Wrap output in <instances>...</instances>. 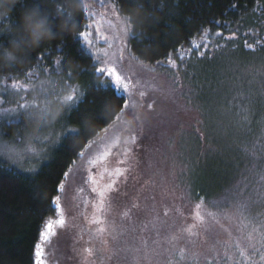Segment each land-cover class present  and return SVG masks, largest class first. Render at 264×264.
<instances>
[{
    "label": "rangeland",
    "instance_id": "1",
    "mask_svg": "<svg viewBox=\"0 0 264 264\" xmlns=\"http://www.w3.org/2000/svg\"><path fill=\"white\" fill-rule=\"evenodd\" d=\"M88 16L92 35L86 48L90 53L99 49L105 60H117L123 55L125 64L131 63V80L140 81L134 89L138 106L97 138L72 170L60 202L65 223L45 245V264H167L169 255L185 258L174 264H206L216 256L203 239L191 247L192 237L172 238L178 228L190 223L185 216L190 214V207L182 209L179 205L196 189V156L198 167H251L264 158V48L242 56L232 51L212 71L204 73L203 81L212 79L208 85L210 94L200 100L196 113L185 101L181 88L183 83L190 88L188 82L196 80V67L186 66L180 74L171 70L155 74L147 71L128 57V25L124 18L112 9L98 15L89 10ZM102 37H107L112 47ZM254 38L249 45L258 44ZM37 77L0 82V95L5 94L3 89L15 95L12 83L22 86L20 95H26L23 86L35 84L43 88L41 99L46 96L50 101L44 125L25 121L12 130L10 137L0 132V138L10 143L17 134L23 140L22 145L13 144L18 156L15 165L12 158H4V164L28 176L32 174L27 169L38 170L58 146L49 144L39 164L29 162L33 154L40 153L39 143L49 135L48 124L65 114L61 105L64 96H54V78ZM68 94L76 92L70 89ZM140 103L145 107L140 108ZM147 104H153V108L149 110ZM133 115L139 119L134 120ZM105 151L110 154L103 163H89ZM212 159L222 163L216 165ZM116 169L123 174L110 175ZM89 174L94 183L87 181ZM111 180L116 184L106 193L104 207L98 210L95 206L100 203L99 197L92 188L99 192Z\"/></svg>",
    "mask_w": 264,
    "mask_h": 264
},
{
    "label": "trees",
    "instance_id": "2",
    "mask_svg": "<svg viewBox=\"0 0 264 264\" xmlns=\"http://www.w3.org/2000/svg\"><path fill=\"white\" fill-rule=\"evenodd\" d=\"M5 2L6 0H0V4ZM37 4L42 9L53 13L52 18L56 17V7L50 0H20L16 3L13 15L18 16L26 8ZM83 4H91L92 7L83 14L80 8H75L74 14L78 17L75 23L80 30L85 28L88 30L89 10H93L96 15L107 9L113 10V0H104V7L100 6L98 0H81V6ZM115 13L125 19L128 31L134 36L133 39H127L128 57L133 62L143 67L145 65L155 67L156 61L167 63L170 54L175 55L178 49L185 50V59L179 70L161 67L152 73L171 70L180 74L186 66L196 67V80L193 78L192 83L188 82L190 88L185 83L181 85L185 91V96L183 95L185 101H189V106H192L196 113H199L200 100L205 98V94H210L208 85L211 84L212 79L210 82L203 81L201 77L204 73L212 71L216 63L219 64L232 51L242 56L264 48V0H124L123 10ZM217 32L223 35L217 36ZM253 36H255L253 42L258 44L251 46L253 50H249L246 42L249 44ZM225 37L234 38L226 40ZM14 39L19 40V35H16ZM77 39L78 35H74L72 29L58 31L55 39L42 42L34 49L27 50L9 66V61L4 58L3 52L9 48L12 41L6 32L0 35V45H3L0 48V82L32 79L35 76H38L37 78L53 77L57 88L54 94L56 98L65 96L70 89H79L78 92L75 91L76 95L83 92L89 101L80 106V112L85 113L86 110H90L99 116V119L88 125L87 130L73 119L71 126L80 128L82 136L72 143H65L62 148L56 146L49 159L37 170L39 173L43 169L42 175L38 174L35 177L24 175L5 164L3 168H0V264H29L41 216L53 220L63 218L44 211L49 203L50 188L43 187L48 176L55 177L62 169H65L70 160L75 159L76 163L72 165V172L82 160V157L77 158L74 153L81 151L86 153L97 141L100 133L105 135L113 127L112 118L106 115L101 107L104 101L110 98L98 95L94 97L88 94L97 83L95 78L91 77L92 69L90 68L96 60L93 56L91 60L88 58L91 53L83 41H81V47L86 51V55L81 56L77 52L75 47ZM61 44L64 45L63 57L57 47ZM197 45L200 47L195 48L194 46ZM189 50H191L190 55ZM42 52L48 55V59L36 64L35 56ZM26 55L32 56L33 60L20 62ZM62 58L65 60V65L61 72L57 71L56 62ZM177 63L179 64L180 61L177 60ZM44 67H48L49 71L44 72ZM28 69L32 70L31 77L26 74L15 75L26 73ZM82 69H88V71L80 74ZM68 72L72 73L71 80L67 79ZM9 76L12 77L11 80L8 79ZM93 100L95 103H91ZM13 127L7 126L3 129L5 137L12 135V130L16 128ZM212 162H217L216 165L222 163L213 159ZM250 169L251 167H198L196 156V189H193L191 198L183 199L179 205L182 209L190 207V214L188 212L185 215L190 223L188 226L183 227V225L178 228L177 232L172 234V238L175 239L178 235L186 239L192 237L194 241L191 247H194L195 241L198 244L200 239H203L210 251L215 252L217 258L227 254L241 259L242 264H252L251 259L245 262L238 255V251H244L245 256H248L249 249L245 247L244 242L251 230V225H248L243 216L236 211L235 205L246 203L247 198L232 191L237 186H241V190L245 191L242 186L249 181L264 184V175L252 173ZM13 171L14 176L8 175ZM33 178L35 183L31 182ZM182 190L186 193V190ZM197 193L206 199L203 201L197 199ZM226 196L233 198L234 205L223 210L228 218L223 215L216 218L210 217L208 202L223 200ZM198 203L199 209L196 208ZM179 212L181 211L177 213ZM223 222L226 226L222 225ZM58 228L59 225L54 224L55 234ZM236 244L241 245L239 250L235 248ZM229 248L231 252L228 251ZM183 259L185 258L182 256L169 255L166 257V263L169 264L171 261L174 264ZM228 264H233V261L229 260ZM255 264H262L259 256L255 257Z\"/></svg>",
    "mask_w": 264,
    "mask_h": 264
},
{
    "label": "snow or ice",
    "instance_id": "3",
    "mask_svg": "<svg viewBox=\"0 0 264 264\" xmlns=\"http://www.w3.org/2000/svg\"><path fill=\"white\" fill-rule=\"evenodd\" d=\"M20 2V0H16V3ZM56 7L57 15L60 16L61 19H64V14L67 13V20L71 25V29L74 35H78L76 50L79 52L81 56L86 55V51L81 47V41L87 44H91V33L85 28L84 30H80V28L75 23L78 17L69 11V6L73 8H80L81 14L84 11H87L92 7L91 4H83L81 6V0H50ZM101 7H104V0H98ZM16 3L9 4L7 2L0 4V11L5 12L6 14L0 15V35L3 33H7L10 35L11 41L16 43L17 40L13 37V31L19 29V20L20 15L14 16L13 13L16 10ZM36 7L41 8L39 4ZM124 0H113V11L119 13L123 10ZM12 17L11 19H9ZM53 21H56V17L52 18ZM91 25L88 26L90 28ZM128 39H133L134 36L131 35L127 30L125 31ZM96 35H99V31L97 30ZM217 36H222L221 32L216 33ZM234 37H225V39H231ZM105 43H108L109 47H112V44L108 42L107 37H102ZM121 43H123V38H121ZM39 46V45H38ZM3 45H0L2 48ZM60 52V55L63 57L64 54V45L61 44L57 46ZM198 48L200 46H194ZM246 47L249 50H253L251 45L247 44ZM51 51V50H49ZM184 49H178L176 54H170L167 60V63L163 61H156L155 67L144 66L147 71L153 72L157 68H172L179 70V68L183 65V61L185 59ZM191 54V50H189V55ZM92 55L96 56V62L90 65L91 77L95 78L97 81L96 86L91 88L89 93L92 96H100V97H108L110 99H106L104 103L101 105L104 113L112 118V126L114 127L117 122L123 119V116L129 110L138 106V102L135 99L134 89L139 85L140 81L131 80L132 73V65L131 63L125 64V58L122 55L117 60L108 61L100 57L99 49L96 50L95 53H91L88 55V58L91 60ZM203 55V54H201ZM48 55L43 52L35 56V63L40 64L42 61L47 60ZM33 57L30 55H26L21 58L20 62L32 61ZM177 60L180 63H177ZM16 60L9 61V66L15 63ZM57 71H61L65 65V60L58 59L57 62ZM111 64V66H109ZM44 72H48L49 68L44 67ZM88 69H82L80 74H83ZM26 74L31 77L32 70H26V73H16L15 75ZM9 80L12 79L11 76L8 77ZM67 79H72V73L68 72ZM12 89L16 90L15 95L12 92H8L7 89H3L5 92L4 95H0V132L7 126L20 127L25 121L29 124H35L37 126L44 125V117L47 115V109L50 104V101L43 95V88H37L35 84L31 87L25 85L23 86V91L26 95H20L19 89L22 87L17 83H12ZM74 91H79V89H74ZM28 95L31 96V99L28 98ZM139 95L141 97L144 96L143 92H140ZM115 102V104L113 103ZM89 103L86 95L83 92H80L79 95L68 94L64 96L61 105L64 109L65 114H60V116L51 122L49 135L44 137L40 143V153L33 154L32 159L29 161L31 163L39 164L42 159L45 158L46 152L45 149L48 148L49 144L58 145L59 148H62L65 143H72L79 139L82 136L81 129L78 127H73L72 122L73 119L76 122L80 123L82 128L87 130L88 125L90 123H94L99 116L97 113H93L90 110H86L85 113L80 112V106ZM91 103H95L93 100ZM15 105L14 107L9 105ZM140 108H144L145 105L143 103L139 104ZM147 108L151 110L153 108V104H147ZM70 113V115H69ZM33 117H36L33 119ZM134 120H138L139 117L133 115ZM56 129H59L57 132ZM213 129L210 128V131ZM205 139L207 137H204ZM34 138L29 137V141H32ZM24 142L17 134V138L14 142L10 143L3 138H0V168H3L4 158H12L13 165H15L18 156L14 152L13 144L16 146L22 145ZM77 158L83 157L85 153L83 151L74 153ZM110 153L105 151L103 155L99 156L97 159L90 160L89 163L95 165L97 163H103L105 158ZM76 163L75 159L70 160V162L66 165L65 169H62L60 173H58L55 177L49 175L47 181L44 183L43 187L45 189L50 188L49 194V203L47 207L44 209L46 213H52L56 217H62L61 212V193H63L66 181L71 178V168L72 165ZM119 163H124V161H119ZM250 171L252 173H260L264 175V158L258 159L255 163L252 164ZM28 173H31L33 177L36 175H42L43 169L38 173L37 168L30 167L27 169ZM123 173L120 169H116L113 174L116 177L121 176ZM8 175H15V172H10ZM87 181L93 182V176L91 174L88 175ZM32 183H35V179L33 178ZM116 184V180H111V182L102 186L100 191L97 192L96 187L92 188V192L97 193L99 197V205L95 206L97 209H102L104 207V200L106 193L113 189V185ZM243 189L241 190V186H237L232 191L240 195L242 197H246V203H241L239 205H235L236 211L243 216L244 220L248 222V225H251V230L248 232L245 247L249 249L248 256H245L244 251H238L239 257L243 258L245 262L251 259L252 264H255V257L259 256L260 261L264 264V184L259 182L249 181L244 184ZM197 199L205 200L206 198L197 193ZM233 205V198L231 196H226L223 200H213L208 202V215L210 217L216 218L219 215H223L227 217V213L223 210L230 208ZM196 208H200V204H196ZM167 215V213H165ZM95 223H99L98 220L94 221ZM65 221L63 218L60 219H45L41 216L39 221V227L37 228L36 236L34 237L33 246L31 249V254L29 257V264H45V244L50 242V238L55 235L53 232V226L56 225H64ZM243 226V225H242ZM241 247L240 244H236L235 248L239 250ZM231 252V248L228 249ZM229 260L233 261V264H242L241 259H236L235 256H229L225 254L224 256L213 257V259L208 260L207 264H228ZM171 264V261H169Z\"/></svg>",
    "mask_w": 264,
    "mask_h": 264
},
{
    "label": "clouds",
    "instance_id": "4",
    "mask_svg": "<svg viewBox=\"0 0 264 264\" xmlns=\"http://www.w3.org/2000/svg\"><path fill=\"white\" fill-rule=\"evenodd\" d=\"M7 3L14 4L16 0H6ZM69 11L74 13L75 8L69 6ZM6 14L0 11V15ZM53 13L36 6L26 8L20 16L19 29L13 31V37L19 35L20 39L16 43H10L5 49L3 56L8 61L17 60L27 50L34 49L42 42L51 41L56 38L58 31L71 30V25L67 20V13L61 19L56 13V21L52 19Z\"/></svg>",
    "mask_w": 264,
    "mask_h": 264
},
{
    "label": "water",
    "instance_id": "5",
    "mask_svg": "<svg viewBox=\"0 0 264 264\" xmlns=\"http://www.w3.org/2000/svg\"><path fill=\"white\" fill-rule=\"evenodd\" d=\"M102 135H103V133H100V134L98 135V138L102 137Z\"/></svg>",
    "mask_w": 264,
    "mask_h": 264
}]
</instances>
